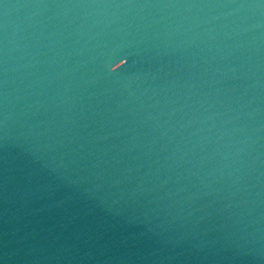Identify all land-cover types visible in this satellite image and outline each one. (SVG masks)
Here are the masks:
<instances>
[{"label": "water", "instance_id": "obj_1", "mask_svg": "<svg viewBox=\"0 0 264 264\" xmlns=\"http://www.w3.org/2000/svg\"><path fill=\"white\" fill-rule=\"evenodd\" d=\"M129 0H0V139L84 55Z\"/></svg>", "mask_w": 264, "mask_h": 264}]
</instances>
